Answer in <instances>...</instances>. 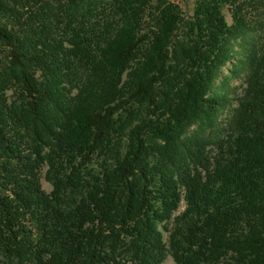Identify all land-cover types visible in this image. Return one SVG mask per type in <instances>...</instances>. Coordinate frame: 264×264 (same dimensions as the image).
<instances>
[{
	"label": "trees",
	"instance_id": "1",
	"mask_svg": "<svg viewBox=\"0 0 264 264\" xmlns=\"http://www.w3.org/2000/svg\"><path fill=\"white\" fill-rule=\"evenodd\" d=\"M180 1L0 0V264H264V0Z\"/></svg>",
	"mask_w": 264,
	"mask_h": 264
},
{
	"label": "rangeland",
	"instance_id": "2",
	"mask_svg": "<svg viewBox=\"0 0 264 264\" xmlns=\"http://www.w3.org/2000/svg\"><path fill=\"white\" fill-rule=\"evenodd\" d=\"M179 3H180V5H181V7L185 13H190L191 9L193 7V4H194V0H182ZM226 16H227L228 21L231 22L232 18H231V15L229 14V12H226ZM229 65L231 66L232 63ZM224 73L225 74L227 73L226 69L224 70ZM244 81H245L244 74H241L240 77H238V78H232L230 80L225 81L226 84L223 87V91L227 92V94L230 97V102H231L230 107L236 105L238 96L242 95L243 88L245 86ZM230 107L228 108V111H225L220 116V124L219 125L221 127L225 126V124H226V121H227L226 119L231 112ZM43 186L48 191L51 189V185L45 179L43 180ZM183 208H184V205L182 204L180 207V210H182ZM167 235H168V233L165 232L166 237H167ZM163 264H175L173 257L171 255H169Z\"/></svg>",
	"mask_w": 264,
	"mask_h": 264
}]
</instances>
